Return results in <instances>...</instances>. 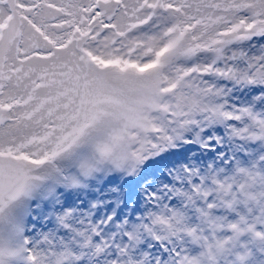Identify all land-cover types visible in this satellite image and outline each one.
<instances>
[{"label": "snow or ice", "instance_id": "obj_1", "mask_svg": "<svg viewBox=\"0 0 264 264\" xmlns=\"http://www.w3.org/2000/svg\"><path fill=\"white\" fill-rule=\"evenodd\" d=\"M0 264H264V0H0Z\"/></svg>", "mask_w": 264, "mask_h": 264}]
</instances>
